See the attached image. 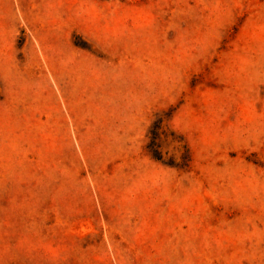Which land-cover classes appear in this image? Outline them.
<instances>
[{"label": "rangeland", "instance_id": "374dc122", "mask_svg": "<svg viewBox=\"0 0 264 264\" xmlns=\"http://www.w3.org/2000/svg\"><path fill=\"white\" fill-rule=\"evenodd\" d=\"M0 264H264V0H0Z\"/></svg>", "mask_w": 264, "mask_h": 264}, {"label": "trees", "instance_id": "16d2710c", "mask_svg": "<svg viewBox=\"0 0 264 264\" xmlns=\"http://www.w3.org/2000/svg\"><path fill=\"white\" fill-rule=\"evenodd\" d=\"M155 159H157V160H160V158H159V157H155Z\"/></svg>", "mask_w": 264, "mask_h": 264}]
</instances>
